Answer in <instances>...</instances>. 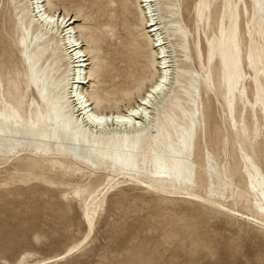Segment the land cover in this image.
<instances>
[{
  "label": "bare ground",
  "instance_id": "bare-ground-1",
  "mask_svg": "<svg viewBox=\"0 0 264 264\" xmlns=\"http://www.w3.org/2000/svg\"><path fill=\"white\" fill-rule=\"evenodd\" d=\"M2 3L10 38L0 52V170H27L50 184L57 183L47 171L92 178L90 187L63 191L67 198L89 194V235L108 177L109 184L127 179L158 199L210 204L264 226V173L245 147V187L226 166L217 169L209 149L199 160L203 129L218 140L215 127L225 122L226 131L244 134L236 137L242 144L263 128L242 112L248 82L264 111V0ZM183 9L194 11V35ZM118 25L124 36L117 43ZM230 188L250 210L227 204ZM80 243L35 264L63 259Z\"/></svg>",
  "mask_w": 264,
  "mask_h": 264
},
{
  "label": "rangeland",
  "instance_id": "rangeland-1",
  "mask_svg": "<svg viewBox=\"0 0 264 264\" xmlns=\"http://www.w3.org/2000/svg\"><path fill=\"white\" fill-rule=\"evenodd\" d=\"M183 13L193 32L194 11L183 9ZM6 27L5 17L0 15V52L4 39L10 38ZM118 28L121 34L117 43L124 36L122 27ZM200 65L197 64L201 70ZM248 84L249 99L242 113L249 111L247 121L263 128L249 134L245 143L240 144L236 137L244 134L235 133L230 127L232 132L226 131L224 122L223 126L215 127L219 141L212 139L214 131L205 129L199 139V160L204 161L209 149L217 158V169L226 166L224 171L231 172L230 178L242 187H245L240 169L242 148L264 173V111L255 83ZM209 95L218 104L212 91ZM237 106L241 110L242 106ZM9 167L0 170V264L39 263L68 252L80 242L78 252L74 249L67 257L50 264H264V226L210 204L183 199L164 201L146 188L127 183V179L109 184L111 177H108L100 186V206L91 211L95 227L89 235L86 213L89 194L80 191V195L67 198L63 191L76 184L90 187L92 178L82 182L77 176L63 177L47 171L45 178L57 183L50 184L27 170L16 172ZM10 175L14 176L10 184H1ZM227 196L228 205L250 210V203L239 201L232 188Z\"/></svg>",
  "mask_w": 264,
  "mask_h": 264
},
{
  "label": "snow or ice",
  "instance_id": "snow-or-ice-1",
  "mask_svg": "<svg viewBox=\"0 0 264 264\" xmlns=\"http://www.w3.org/2000/svg\"><path fill=\"white\" fill-rule=\"evenodd\" d=\"M139 113H137V115H138ZM102 122V121H101Z\"/></svg>",
  "mask_w": 264,
  "mask_h": 264
}]
</instances>
